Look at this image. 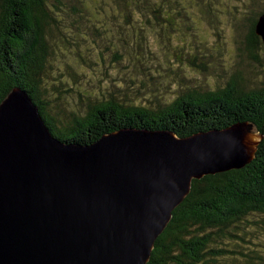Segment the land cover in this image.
Listing matches in <instances>:
<instances>
[{
    "label": "water",
    "instance_id": "1",
    "mask_svg": "<svg viewBox=\"0 0 264 264\" xmlns=\"http://www.w3.org/2000/svg\"><path fill=\"white\" fill-rule=\"evenodd\" d=\"M256 33L264 45V14ZM261 138L239 122L66 143L14 87L0 102V264H146L192 179L243 167Z\"/></svg>",
    "mask_w": 264,
    "mask_h": 264
},
{
    "label": "trees",
    "instance_id": "2",
    "mask_svg": "<svg viewBox=\"0 0 264 264\" xmlns=\"http://www.w3.org/2000/svg\"><path fill=\"white\" fill-rule=\"evenodd\" d=\"M69 1L74 2L0 0V102L12 88L23 90L38 107L52 135L77 145L90 144L103 134L123 128L167 130L185 137L250 122L262 135L252 160L241 168L193 178L189 193L173 209L156 238L146 264H224L223 259L232 256L236 264H264V246L248 252L239 248L240 241H246L258 229L264 230V82L248 88L239 74L224 86L186 90L152 108L111 96L89 99L83 109L71 106L56 110V104L48 103L41 90L47 51L45 32L50 21H57L50 3L58 8ZM211 1L197 0L205 4L206 12ZM98 7L108 19L125 23L138 16L147 22L158 21L162 12L178 15L183 9L179 0H99ZM262 14L264 0L261 9L244 18L246 33L238 46L239 52L245 51L247 57L257 60V48L263 42L256 33V23ZM105 27L102 21L95 28L107 34ZM11 37L12 42L8 40Z\"/></svg>",
    "mask_w": 264,
    "mask_h": 264
},
{
    "label": "rangeland",
    "instance_id": "3",
    "mask_svg": "<svg viewBox=\"0 0 264 264\" xmlns=\"http://www.w3.org/2000/svg\"><path fill=\"white\" fill-rule=\"evenodd\" d=\"M73 1L49 5L57 21L45 32L41 90L56 110L83 109L89 99L111 96L152 108L186 90L224 86L239 74L248 88L264 82V46L257 48L258 60L238 51L244 18L261 9L262 0H212L207 12L204 3L179 0V16L162 12L158 21L138 16L129 23L101 14L99 0ZM102 21L107 34L95 28ZM239 244L244 252L263 249L264 230ZM223 263L236 264L233 256Z\"/></svg>",
    "mask_w": 264,
    "mask_h": 264
},
{
    "label": "flooded vegetation",
    "instance_id": "4",
    "mask_svg": "<svg viewBox=\"0 0 264 264\" xmlns=\"http://www.w3.org/2000/svg\"><path fill=\"white\" fill-rule=\"evenodd\" d=\"M9 14H10V12H9ZM12 36H13V35H12ZM13 39H14V37H11V38H9L8 40H9L10 42H12Z\"/></svg>",
    "mask_w": 264,
    "mask_h": 264
}]
</instances>
